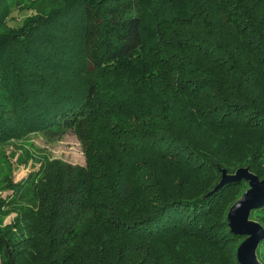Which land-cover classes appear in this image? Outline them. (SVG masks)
I'll use <instances>...</instances> for the list:
<instances>
[{"label": "trees", "instance_id": "16d2710c", "mask_svg": "<svg viewBox=\"0 0 264 264\" xmlns=\"http://www.w3.org/2000/svg\"><path fill=\"white\" fill-rule=\"evenodd\" d=\"M11 5L0 145L72 129L85 163L8 181L2 264H239L226 214L248 183L213 189L264 177V0H49L15 25Z\"/></svg>", "mask_w": 264, "mask_h": 264}, {"label": "rangeland", "instance_id": "374dc122", "mask_svg": "<svg viewBox=\"0 0 264 264\" xmlns=\"http://www.w3.org/2000/svg\"><path fill=\"white\" fill-rule=\"evenodd\" d=\"M8 1L12 4V11L8 19V24L10 25L21 22L23 17L28 14L44 10L45 5L49 3V0H43L40 4L27 6V10L19 11L14 8L11 0ZM44 159L62 160L71 164L84 165L85 154L79 139L72 129L57 135L40 131L31 132L24 138L3 143L0 145V196L5 197L11 193L10 190L4 189L8 181H19L26 177L29 172L38 169ZM247 187L248 184L242 188L245 189ZM13 216L14 213L2 215V223H9ZM250 218L256 220L253 214H250ZM241 237L242 239L240 238L234 247L235 251L239 243L245 238V235ZM1 260L0 264H2ZM226 264L228 263L226 262Z\"/></svg>", "mask_w": 264, "mask_h": 264}, {"label": "water", "instance_id": "95a60500", "mask_svg": "<svg viewBox=\"0 0 264 264\" xmlns=\"http://www.w3.org/2000/svg\"><path fill=\"white\" fill-rule=\"evenodd\" d=\"M229 180H244L248 187L242 191L238 199L228 208L226 220L229 230L245 238L236 249L239 264H263L257 257L256 250L264 237L263 225L250 218L251 211L264 202V177L259 178L248 167H239L229 174L221 169V178L213 190Z\"/></svg>", "mask_w": 264, "mask_h": 264}]
</instances>
